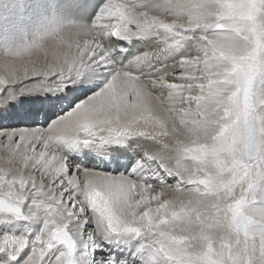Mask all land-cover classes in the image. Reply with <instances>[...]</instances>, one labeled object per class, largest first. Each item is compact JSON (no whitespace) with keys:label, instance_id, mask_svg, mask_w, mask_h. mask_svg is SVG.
Listing matches in <instances>:
<instances>
[{"label":"snow or ice","instance_id":"6c2138e0","mask_svg":"<svg viewBox=\"0 0 264 264\" xmlns=\"http://www.w3.org/2000/svg\"><path fill=\"white\" fill-rule=\"evenodd\" d=\"M0 38V264H264V0H39Z\"/></svg>","mask_w":264,"mask_h":264},{"label":"bare ground","instance_id":"6f19581e","mask_svg":"<svg viewBox=\"0 0 264 264\" xmlns=\"http://www.w3.org/2000/svg\"><path fill=\"white\" fill-rule=\"evenodd\" d=\"M40 13L39 0H0V38L16 42L30 40L37 26ZM4 44L0 42V55Z\"/></svg>","mask_w":264,"mask_h":264}]
</instances>
